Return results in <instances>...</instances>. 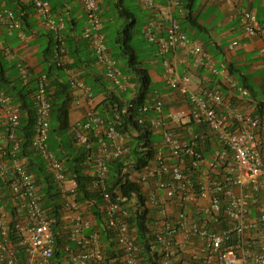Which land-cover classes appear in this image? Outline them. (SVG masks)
<instances>
[{
	"label": "built area",
	"instance_id": "obj_1",
	"mask_svg": "<svg viewBox=\"0 0 264 264\" xmlns=\"http://www.w3.org/2000/svg\"><path fill=\"white\" fill-rule=\"evenodd\" d=\"M78 1L86 14L83 37L90 41L95 52L97 68L111 89L126 91L133 88L131 76L122 70L107 46L101 0ZM217 1L237 6L243 0ZM138 2L153 18L159 17L165 24L162 32V24L152 19L144 31L147 39L158 46L165 68L163 79L168 88L186 95L187 101L184 107L165 112L164 95L154 91L140 107L138 123L149 124L152 132L160 134L162 139L153 146L154 158L147 166L140 170L132 166L124 168L123 179L141 188L140 193L133 194L131 199L114 200L104 183L108 164L128 153L130 137L115 128L119 115L107 121L98 113L91 88L85 80L74 72L70 79L71 89L78 96L75 103L79 104L81 98L87 102L84 117L73 129L74 142L86 151L87 172L96 176L92 187L103 191L102 212L114 234L116 248L122 252L118 259L122 264H140L141 249L135 242L136 233L129 218L131 212L149 210L155 212L158 220L159 228H153L152 234L160 242L163 253L159 264H264V237L255 244L247 234L252 222L261 225L264 232V204L259 205L261 211L256 220L251 216L252 206L259 203L260 192L264 191L263 122L235 106L217 86L192 88V76L180 74L177 57L180 54L194 56L213 76L222 75L230 89L243 97L249 96V91L230 76L225 64L217 65L218 61L201 41L190 38L182 30L175 13L179 11L184 16V0H166L165 4L155 0ZM32 4L43 27L62 38L65 22L53 14L50 1L32 0ZM0 22L11 32L19 31V36L24 38L22 22L13 10L0 8ZM241 23L247 38L264 36V22L257 19L254 10H242ZM242 45L234 40L228 49L235 51ZM64 51L59 49L55 52L59 64L67 59ZM260 55L264 58V47L260 49ZM20 75L27 82L31 72L27 66H21ZM49 88L47 75H39L33 94L36 122L32 148L41 154L46 168L53 175L64 198L65 211L74 213L71 239L81 247L79 251L72 252L70 258L75 264H112L106 259L98 235H84V231L92 226V220L83 216L87 209H83L85 204L82 206L77 201L78 183L68 174L65 162L57 157L48 143L51 128ZM0 113L4 124V129L0 130V176L12 178L14 199L26 211L25 219L16 225L21 235L20 243L28 264H52L55 249L52 220L42 208L36 176L26 167L25 159L16 158L19 141L15 131L20 125L21 109L2 89ZM188 122L214 134V143L219 149L205 154L204 151L199 152L194 142L199 135L190 142L184 140L180 129ZM4 143L7 146L11 144L10 153L2 146ZM7 156L12 157L6 162ZM141 196L145 200L142 201ZM3 219L0 210L3 236L0 240V264H17L15 249L6 239ZM224 222L227 227H223ZM232 235L236 236V243L230 242ZM196 238L201 239V248L195 252L196 260L180 262V257L187 253L183 245Z\"/></svg>",
	"mask_w": 264,
	"mask_h": 264
},
{
	"label": "trees",
	"instance_id": "obj_2",
	"mask_svg": "<svg viewBox=\"0 0 264 264\" xmlns=\"http://www.w3.org/2000/svg\"><path fill=\"white\" fill-rule=\"evenodd\" d=\"M49 1L53 14L57 18L64 20L66 28L62 31V38L56 37L50 31L53 35L50 39L51 45L45 49L42 56L43 64L46 65L42 74H46L50 81L51 128L48 143L57 157L65 162L68 174L76 179L78 183L76 189L78 203L82 206L85 204L86 209L94 216L95 223L85 231V236L89 237L97 234L105 251L106 259L112 261V264H122L118 259L122 256V252L117 250L114 234L107 226L102 212L103 191L100 188L92 187L94 186V180L96 181V176L87 172L88 166L85 163L86 151L74 142L73 129L75 125L70 122V112L78 96L71 89L68 74L71 72L78 73L91 88L94 98L99 95L102 96L103 99L97 104L96 109L107 121L113 120L114 115H119L115 128L130 137L128 153L123 158H117L108 164V172L104 183L106 190L112 195L114 200L119 198L131 199L133 194L140 193L141 188L139 185L123 179L124 168L132 166L133 169L140 170L147 166L154 158L153 146L162 139L159 134L160 139L156 142L151 126L149 124L140 125L136 120L139 116L140 107L146 103L149 95L157 90L151 80L149 69L138 61L137 53L131 44L137 22L136 13L126 6V0H101L100 3L102 19V9H109L112 12L117 11V14L115 12L114 14L117 18H120L118 21L116 19V25L112 26L114 46L117 51L115 52L107 43L113 56L120 63L122 70L131 76L130 81L133 84V88L120 91L116 88L111 89V86L104 79L103 73L96 69L95 52L91 47L90 41L83 37V32L80 34L78 32L73 33V30L67 31L71 24L75 27V22H69L65 14L67 4L73 0H70V2L68 0L60 2ZM194 1L184 0L185 14L180 23L182 30L190 38L194 36V39H197L206 35L207 28L193 16ZM29 6L34 8L32 0ZM139 6L141 7V5ZM9 9L15 12L16 17L21 20L22 24L26 22L29 12L25 7L20 12L16 8V10L13 8ZM105 29L106 26L104 25L103 33L107 42L108 35ZM22 30L23 32L25 31L24 28ZM59 49H64V56L67 57L61 64L55 58V52ZM3 51L5 52V50H0V89L4 90L11 97L12 102L19 105L21 109L20 125L15 131L19 141V149L16 151V156L18 159H25L26 167L36 176L42 208L52 220L55 249L51 263L75 264L71 260L70 254L79 251L81 246L71 239V231L64 221V198L53 175L46 168L44 158L32 148L36 122L33 94L36 91L38 78L25 82L21 77H9L6 70L8 63ZM152 60H154L153 57ZM230 74L231 76L233 74L236 80L245 83V75L240 73L239 70L235 71L233 66L230 67ZM243 87L252 92L249 86L244 85ZM252 114L261 121L264 120V102H258L256 110ZM151 115L150 113L149 116ZM208 134L210 133L207 131V136ZM207 136L205 129H203L202 134L194 141L196 142L197 150L202 153L204 151V154L213 152L218 147L217 145L214 146L212 138ZM8 146H11V144ZM4 180L5 184L11 185L12 180L9 177L4 178ZM141 200L143 201L145 198L141 196ZM15 209L17 210L18 207H14V210H11L14 216L6 227V239L15 249L17 264H28L24 247L20 243L21 235L16 227L18 223L17 215L19 214ZM157 221L154 211L131 212L129 223L135 229V242L141 249L140 264H159L163 257L160 242L152 234L153 228H159ZM223 227H227L226 222L223 223ZM1 232L2 229H0V240L3 238ZM194 242L192 244L193 248H198L196 249L197 251L200 250L201 239L196 238ZM230 242L236 243V236L232 235ZM183 260L193 262V257L190 254H183L179 261L182 262Z\"/></svg>",
	"mask_w": 264,
	"mask_h": 264
},
{
	"label": "crops",
	"instance_id": "obj_3",
	"mask_svg": "<svg viewBox=\"0 0 264 264\" xmlns=\"http://www.w3.org/2000/svg\"><path fill=\"white\" fill-rule=\"evenodd\" d=\"M62 0H55L60 2ZM70 2V0H68ZM162 4L166 3V0H155ZM31 0H0V8L7 7L22 10L23 7L29 12L26 22H23V28L25 38H19L17 31L10 32L0 22V50L7 61V75L12 78H20V67L27 66L31 72L30 80L37 78L40 74L44 73L46 65L43 64V54L45 49L51 45L50 39L53 37L52 33L43 27L35 15L33 7L29 6ZM138 7L143 11L145 16V25L152 19L162 24V32L165 28L164 22L160 21L159 17L153 15L145 9H142L137 0H135ZM65 14L67 20L71 23L75 22L74 26H69L67 31L73 30V33H82L85 28V12L80 2L73 0L67 4ZM15 9V10H16ZM244 9L254 10L257 19L260 22H264V0H243L241 4L234 6L232 4H220L217 0H195L193 5V16L207 28L205 36L197 38L201 41L206 50L216 58L218 66L222 64L227 66L230 74V67L233 66L235 71L239 70L240 73L245 75V83L236 80L235 76L232 77L238 81L241 86L247 85L252 90H249V96H241L237 91L229 88L228 84L224 81L223 76H213L206 67H203L198 63V60L194 56H185L180 54L177 57L178 70L180 74H188L192 76V88L201 87H215L221 89L224 96L228 97L232 103L244 109L248 113H254L257 103L264 102V58L260 55V49L264 47V36H256L254 38H247L243 32V26L241 23V12ZM175 17L179 20L183 19L181 12L177 11ZM73 20V21H70ZM144 25V26H145ZM154 30H158V27H154ZM189 31V30H188ZM195 33V32H193ZM191 38H195L192 36ZM234 40L239 41L242 46H239L235 51L228 49L231 42ZM53 43V42H52ZM245 45V46H244ZM53 47V46H52ZM158 46H156L157 48ZM183 57V62H182ZM154 60L150 59L148 64L150 65L149 74L154 86L164 95L165 100V112L173 111L178 108L184 107L186 104V95L179 92L172 91L168 88L167 83L164 81L162 75L164 68L160 62H157V57L153 56ZM100 71L98 68H96ZM238 74V73H237ZM231 76V74H230ZM72 72L68 74V79H71ZM36 85V83L34 82ZM85 99V98H84ZM81 98L79 104L75 102L72 105L70 112V122L72 125H76L84 117V113L87 110V102ZM102 96H96L94 102L96 105L102 100ZM0 113V128L4 129L3 118ZM264 126V120H262ZM180 132L187 142L193 140L195 135H200L203 132L201 127L193 123H186L180 129ZM207 136V131L205 130ZM215 142L214 134H208ZM207 136V137H208ZM156 142L159 141L160 135L155 134ZM217 145L216 143L213 144ZM8 153L11 151V146H7V143L2 144ZM218 146V145H217ZM264 154V147H263ZM7 156L6 162L9 161ZM2 159H0V162ZM5 180L0 177V209L2 210L4 219L3 223L7 226L14 214L11 210L14 207H18L15 211L18 212V220L25 219L26 211L21 204H18L11 191V185H7ZM258 199V198H257ZM264 204V191L260 192L259 203H255L252 206L251 216L253 220H256L260 214V206ZM7 210H6V209ZM20 217V218H19ZM67 215L65 214L64 221H66ZM253 225L248 229V237L252 243H260L264 237V232L261 225ZM189 253L197 252L193 248L191 242L187 241L184 245Z\"/></svg>",
	"mask_w": 264,
	"mask_h": 264
},
{
	"label": "rangeland",
	"instance_id": "obj_4",
	"mask_svg": "<svg viewBox=\"0 0 264 264\" xmlns=\"http://www.w3.org/2000/svg\"><path fill=\"white\" fill-rule=\"evenodd\" d=\"M126 6H128L131 10H133L136 13V17H137V22L134 28V36H133V40L131 41V44L133 45L137 53L138 61H140L141 63H143L144 66L149 68L150 65L148 64V61L152 59V57L154 56L157 50L156 45L150 42L146 37L145 31H144L145 16H144L143 11L138 7L137 3L134 0H126ZM114 12L117 14V11H114ZM114 12H112L111 10L109 11V9L107 10L102 9L104 25L106 26L105 32L108 35L107 43L116 52L117 50H116V47L114 46V34L112 32V26L116 25L117 21L120 18H117ZM83 209H86V208H83ZM70 215L71 213L67 214V219L65 221L69 227V230H71V225H73L72 221H73L74 213L73 215H71V217ZM83 216L85 218L91 219L92 223L94 224L93 216L91 213H89L88 210L83 213ZM194 243L195 242L193 241V244Z\"/></svg>",
	"mask_w": 264,
	"mask_h": 264
},
{
	"label": "clouds",
	"instance_id": "obj_5",
	"mask_svg": "<svg viewBox=\"0 0 264 264\" xmlns=\"http://www.w3.org/2000/svg\"><path fill=\"white\" fill-rule=\"evenodd\" d=\"M22 28H23V24H22ZM65 28H66V25H65ZM10 31V30H9ZM23 31V30H22ZM11 32V31H10ZM12 32H14V31H12ZM18 32V34H19V31H17ZM24 33V32H23ZM19 38H21L20 36H19ZM24 38H25V33H24ZM21 39H23V38H21ZM154 44V43H153ZM155 45V44H154ZM157 50V52L154 54V56L155 57H157V59H156V61L157 62H160L161 64H162V57H160V55L158 54V47L156 48ZM157 55V56H156ZM163 66V65H162ZM164 68V67H163ZM165 69V68H164ZM163 74H164V72H163ZM41 75V74H40ZM162 77H163V75H162ZM38 78V77H37ZM168 86V85H167ZM248 90V89H247ZM155 91H158V92H160L159 90H155ZM249 91V90H248ZM161 93V92H160ZM95 103V102H94ZM97 106V105H96ZM252 114V113H251ZM253 115V114H252ZM254 116V115H253ZM155 135V134H154ZM16 158H17V156H16ZM18 159V158H17ZM46 165V164H45ZM1 177V176H0ZM6 177H9V176H6ZM6 177H1V178H6ZM9 179L10 180H12V178L11 177H9ZM13 181V180H12ZM1 210V209H0ZM2 211V210H1ZM65 214L67 215V214H69V212H66L65 211ZM92 214V213H91ZM72 215V214H71ZM71 215H70V217H71ZM92 216H93V214H92ZM24 219H22V220H18V222L19 221H23ZM93 221H94V223H95V219H94V216H93ZM73 222V221H72ZM74 223V222H73ZM92 225H93V223H92ZM5 227H7V226H5ZM0 229H2V226H0ZM71 231V230H70ZM86 231V230H85ZM85 231H84V235H85ZM191 242V244H193V241H190ZM184 254H186V253H184ZM187 254H190L192 257H193V261H195L196 260V254H195V252L194 253H189L188 251H187Z\"/></svg>",
	"mask_w": 264,
	"mask_h": 264
}]
</instances>
